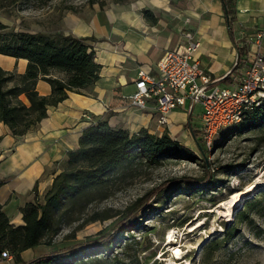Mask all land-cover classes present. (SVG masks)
Masks as SVG:
<instances>
[{
  "label": "trees",
  "instance_id": "16d2710c",
  "mask_svg": "<svg viewBox=\"0 0 264 264\" xmlns=\"http://www.w3.org/2000/svg\"><path fill=\"white\" fill-rule=\"evenodd\" d=\"M222 4L233 40L235 9L231 0H222ZM64 8L74 9L71 5ZM143 15L149 23H156L157 18L151 11L144 10ZM5 29L6 25L0 22V54L23 58L26 66L22 73L0 67V122L13 135L22 136L46 116L49 106H56L67 97L68 92H79L99 79L101 65L95 62L92 47L87 43V40L97 39L57 31L44 33ZM238 53L239 58L244 56L246 47H238ZM38 79L50 85L49 94L38 93ZM227 79L228 75L219 81ZM190 120L189 117L188 128L199 153L205 158L206 151L196 134L199 129L193 128ZM236 124L244 129L264 128V98ZM77 143V149L68 152L64 168L53 177L43 196L39 198L35 195L33 201L21 209L22 225H12L0 205V258L1 252L6 250L13 264H121L127 256H133L138 264L137 243L122 232L138 220L149 200L158 198L172 185L174 187L167 197L177 190L201 189L212 180L208 169L201 178L182 176L167 179L156 190L138 197L129 212L108 231L24 260L20 255L22 251L41 244L51 245L62 224L80 221L82 225L113 217L116 211L109 208L91 214L87 212L91 205L111 197L129 178L138 176L142 170L147 171L167 159H195L193 151L171 137L167 129L160 135L152 134L145 128L129 132L121 127H111L105 119H97L85 127ZM254 204L255 200L244 203L238 212V219L247 216ZM217 245L212 243L205 250L206 258H210L208 255ZM112 247L118 249L116 254H112L113 259L109 256Z\"/></svg>",
  "mask_w": 264,
  "mask_h": 264
},
{
  "label": "crops",
  "instance_id": "0c3cea01",
  "mask_svg": "<svg viewBox=\"0 0 264 264\" xmlns=\"http://www.w3.org/2000/svg\"><path fill=\"white\" fill-rule=\"evenodd\" d=\"M118 1L111 2L104 14L63 10L54 30L97 39L87 40L95 62L101 65L95 84L79 92H68L56 106H49L46 116L22 136L13 135L0 122V205L14 226L23 224L21 209L35 195L43 196L53 177L64 168L68 152L77 149L81 131L97 119H105L111 127L129 132L145 128L157 135L165 129L179 131L182 124L189 127V117L197 118L200 125V112L194 110L195 105L190 112L181 108L171 111L167 125H160L154 100L148 99L141 108L133 105L129 97L136 90L137 71L142 68L156 74L155 64L160 56L182 43L179 30L184 24L183 16H190L195 23L196 32L192 33L201 44L195 57L201 68L207 69V75L221 86L228 81L219 80L237 60V44H244L246 50L254 48L253 38L260 31L264 33V0H231L235 9L233 40L222 0H129V4L114 6ZM88 3L93 10L100 9L96 8L98 3L104 7L102 0ZM144 10L153 13L156 23L145 19ZM259 50L264 53V35ZM25 66L23 58L0 54V67L4 70L22 73ZM36 89L41 95L51 90L41 79L37 80ZM31 249L21 252L22 259L33 257H28ZM4 263L13 264L12 259L1 257L0 264Z\"/></svg>",
  "mask_w": 264,
  "mask_h": 264
},
{
  "label": "rangeland",
  "instance_id": "374dc122",
  "mask_svg": "<svg viewBox=\"0 0 264 264\" xmlns=\"http://www.w3.org/2000/svg\"><path fill=\"white\" fill-rule=\"evenodd\" d=\"M89 0H0V22L6 31H30L52 33L56 30L59 16L67 10L76 12L105 13L107 6L116 0H102L93 10ZM129 4L120 0L114 6ZM100 6V7H99ZM181 30L196 32L190 16H183ZM181 41L183 42L182 38ZM201 44L195 51L200 53ZM204 73L209 74L207 69ZM201 107L195 104V109ZM193 127L199 120L192 117ZM198 129V128H196ZM164 130V129H163ZM168 134L189 147L195 159H167L161 164L142 170L136 177L129 178L115 193L88 209V214L104 208L116 211L106 220L80 221L62 224L51 245H37L28 257L52 251L56 248L78 243L89 236L111 229L124 217L133 202L155 189L167 179L190 176L201 178L208 169L212 180L201 189L177 190L166 196L174 187L154 199L134 224L122 234L137 243L138 264H264V128H240L239 124L219 131L206 146L196 132L205 158L199 153L190 130L182 124L179 131L168 130ZM206 165V167H204ZM156 190V189H155ZM154 190V191H155ZM247 216L238 219L243 204L254 201ZM232 231L228 238L226 234ZM170 240L167 241V236ZM224 237V238H223ZM217 243L210 258L205 250ZM179 249L176 256L174 251ZM112 247L109 256L116 254ZM121 257V254H117ZM12 259V257H11ZM7 264V263H4ZM121 264H136L133 256H127Z\"/></svg>",
  "mask_w": 264,
  "mask_h": 264
},
{
  "label": "built area",
  "instance_id": "2783aa9c",
  "mask_svg": "<svg viewBox=\"0 0 264 264\" xmlns=\"http://www.w3.org/2000/svg\"><path fill=\"white\" fill-rule=\"evenodd\" d=\"M263 35V31L256 34L254 48L237 58L223 76L228 75L227 84L221 86L204 73L195 57L199 40L191 31H183V42L156 61V74L142 68L137 71L131 103L143 108L148 99L154 100L160 125H167L171 111L181 108L190 112L193 105H200V139L209 146L219 131L240 122L264 98V53L259 50ZM243 46L238 43L237 49ZM1 257L11 259L6 250Z\"/></svg>",
  "mask_w": 264,
  "mask_h": 264
},
{
  "label": "bare ground",
  "instance_id": "6f19581e",
  "mask_svg": "<svg viewBox=\"0 0 264 264\" xmlns=\"http://www.w3.org/2000/svg\"><path fill=\"white\" fill-rule=\"evenodd\" d=\"M168 240H170V235L167 236V241H168ZM174 254H175L176 256H178V254H179V249L176 248V250L174 251Z\"/></svg>",
  "mask_w": 264,
  "mask_h": 264
},
{
  "label": "water",
  "instance_id": "95a60500",
  "mask_svg": "<svg viewBox=\"0 0 264 264\" xmlns=\"http://www.w3.org/2000/svg\"><path fill=\"white\" fill-rule=\"evenodd\" d=\"M236 53H237V58H238V57H239V53H238V50H237V52H236Z\"/></svg>",
  "mask_w": 264,
  "mask_h": 264
}]
</instances>
